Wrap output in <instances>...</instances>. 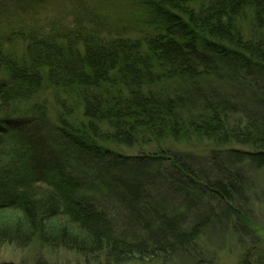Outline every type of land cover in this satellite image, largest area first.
I'll return each instance as SVG.
<instances>
[{"label":"trees","instance_id":"16d2710c","mask_svg":"<svg viewBox=\"0 0 264 264\" xmlns=\"http://www.w3.org/2000/svg\"><path fill=\"white\" fill-rule=\"evenodd\" d=\"M130 3L135 25L90 15L0 34V215L12 214L0 243L165 262L212 225L248 235L264 171V0ZM182 142L214 149L195 160ZM254 257L239 264H264Z\"/></svg>","mask_w":264,"mask_h":264},{"label":"rangeland","instance_id":"374dc122","mask_svg":"<svg viewBox=\"0 0 264 264\" xmlns=\"http://www.w3.org/2000/svg\"><path fill=\"white\" fill-rule=\"evenodd\" d=\"M135 0H0V34L11 32L18 34L31 31H48L52 26L68 27L74 22L89 25L90 15H95L107 25H135L137 15L131 11ZM136 8V7H134ZM73 26V25H72ZM175 149L193 154L195 160L208 158L214 147L207 143L182 142ZM119 151L134 155L137 148H121ZM257 193L248 199L252 224L248 235L234 234L231 228L210 226L200 237L196 248L183 257L163 262L160 259H134L124 263L107 262L102 259L95 262L82 255L65 249H51L38 244L19 247L9 243H0V264H239L248 252L250 257H260L264 262V171L252 178ZM252 181V180H251ZM261 196V197H260ZM261 200L257 202L256 199ZM12 214L0 215L6 220ZM258 244V248L254 247ZM253 258V259H254ZM259 259V258H258Z\"/></svg>","mask_w":264,"mask_h":264}]
</instances>
